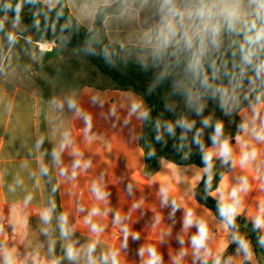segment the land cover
I'll return each instance as SVG.
<instances>
[{"label": "clouds", "instance_id": "1", "mask_svg": "<svg viewBox=\"0 0 264 264\" xmlns=\"http://www.w3.org/2000/svg\"><path fill=\"white\" fill-rule=\"evenodd\" d=\"M39 6V10L51 16L56 14L59 22L64 11L69 17L61 25L62 32L75 21L76 28L85 27L87 38L83 51L92 52L100 46L106 60L114 58L131 60L142 69L154 72L155 81L150 88L166 85L170 90L164 97V110L175 114L178 101L183 104L184 113L176 119H163L162 114L153 118L152 109L142 98L129 94L124 116L125 125L134 117L140 122H151L156 143L165 142V136L176 137L180 128L177 150L185 148L188 133L194 131L192 142L201 153L202 168L195 170L189 177L187 168L162 158L163 171L157 172L145 181L149 186L159 184L156 193L161 207L171 205L170 216L183 208L181 234L177 236L179 251L170 253L169 264H250L254 258L251 240L240 233L237 217L247 212L252 230L259 233L257 244L264 248V0H17L16 13L9 20L12 0L0 3L4 15L0 17V77L5 79L18 75L20 65L16 62V45L21 39L30 45L27 51L31 61H41L45 54L60 46L58 40L41 38L34 40L32 35L24 36L27 26L23 24L21 9L23 5ZM99 21V26H97ZM10 23V27L6 25ZM32 26L39 28V17H34ZM105 39L107 43H104ZM31 65H25L24 71ZM209 101L214 102L234 123L236 134L233 137L225 130V121L214 118L215 114L205 115ZM97 93L91 97V103L103 106ZM50 110L48 123L53 135L59 133L60 140L51 152V165L45 162V153L40 151L45 140L40 135L35 142V152H40L36 170H32L27 159L21 161L19 168L28 170L33 180L32 188L25 186V179L19 172L11 183L4 177L7 170L0 171V188L12 196L18 189L23 190L21 199L5 200L0 204V264H126L123 251L129 246V238L140 239L141 233L134 231L129 221L132 213L144 206V198L131 204L125 213L113 210L111 195L105 183L104 174L87 183L91 205H76L77 213L86 211L82 220L70 222L68 211L56 214L57 203L49 198L46 205L35 212L39 217L38 232L30 226L33 212L29 206L35 199V190L41 186L44 177H50L53 168L57 169V182L52 187L56 192L62 183L70 185L69 191L76 194L78 177L87 174L93 167L91 158H85V148L90 149L98 141L106 145L102 135L93 131V114L81 103L73 92L65 96H53L47 101ZM65 107L74 118L83 121L79 128L82 143H77L73 129L65 127ZM124 107V105H121ZM8 112L12 103L6 104ZM187 113L200 117L189 118ZM108 114L120 118L117 105L113 103ZM211 128L209 135L211 146L206 145L205 129ZM67 151L73 159L70 164L63 163ZM150 150L148 157L155 156ZM144 155V153H141ZM190 152L181 157L189 158ZM239 174L230 177L227 171L219 173L217 186L213 180L217 175L216 161ZM203 181L207 196L217 202L216 213L205 208L202 213L195 200V190ZM186 184L183 192L180 185ZM131 193L132 185H128ZM252 196V203L248 198ZM82 197L83 193H79ZM113 234L119 232L122 237L118 246L106 245L104 236L108 228L109 215ZM163 217L157 212L153 229L162 223ZM87 230V242L81 244L74 234L81 224ZM195 229L189 236V232ZM58 233V237H57ZM38 236L46 237L41 242ZM171 236V228L162 230L158 243ZM230 237V239H229ZM58 240L62 254L56 251ZM187 241V244H186ZM237 245L235 255L227 254L230 244ZM139 264H165V258L157 243H145L137 251Z\"/></svg>", "mask_w": 264, "mask_h": 264}, {"label": "crops", "instance_id": "2", "mask_svg": "<svg viewBox=\"0 0 264 264\" xmlns=\"http://www.w3.org/2000/svg\"><path fill=\"white\" fill-rule=\"evenodd\" d=\"M10 19L11 17H9ZM26 26L32 31L34 40L40 39L32 27ZM8 27H10V23L6 25V28ZM3 37L4 33L0 32V39H3ZM16 48L18 54L16 62L20 65L18 75L9 79L0 77V171L7 170L8 174L4 177L6 183H11L15 174L19 172L25 179V186L29 189L32 188L33 180L29 178L28 170H21L19 165L21 161L27 159L31 169L36 170L40 152H35L34 148L35 142L40 135L45 136L40 151L45 153V162L51 165V152L55 144L59 143L60 135L59 133L53 135L50 131L48 119L51 113L47 101L53 96L62 97L75 92L84 107L93 114V131L98 135H102L110 143L111 151L105 150L106 145L101 144L99 141L90 149L85 148V158L92 159L93 167L87 170L86 175L78 177L79 187L76 190V194H72L69 191L70 185L68 183L60 185L57 190L60 199V212L68 211L71 223L82 220V217L86 215V211L77 213L76 205L83 203L86 208L91 205L92 201L87 190V183L103 173L105 183L111 193L109 200L114 211L119 209L127 213L133 202L141 197L145 201L142 208L132 213L129 221L132 229L139 231L141 235L137 241L129 238V246L122 253L126 264H139L137 251L145 243H157L159 250L164 255L165 264H169L170 253L179 251L181 247L177 236L181 234L183 208L178 209L174 217L170 216L171 205L161 207L159 198L156 195L159 184L149 186L145 181L155 173L165 170L162 166V158L165 162L170 160L160 157L158 158V167L153 171H147L145 152L141 145L144 122L137 121L133 117L129 124L125 125L124 123L129 94L143 100L144 98L130 89L121 88L116 81L101 73L85 58L71 55L65 49L67 47L58 46L52 52L45 54L41 61L37 62L31 61L26 54L30 49L29 44L22 43L16 45ZM63 60H69L71 65L74 63L83 65L88 78L79 81L72 73L69 74L68 79L63 78V76L60 77L58 69ZM29 64L31 65L30 70L24 71L25 65ZM97 93L105 101L102 107L91 103V97ZM9 101L12 103L11 112L6 109V104ZM144 102L146 104L145 100ZM113 103L117 105V111L120 114L119 119L108 114L109 108ZM121 105H124V107H121ZM64 116L68 118L65 121V127L73 129L74 123L73 134L77 137V143L81 144L83 148L84 145L79 130V128L83 127V121L77 119L74 122V118L67 107H65ZM44 124L45 127L43 126ZM141 153H144V155H141ZM72 159L66 151L63 155V163L70 164ZM217 163L233 179L239 174V170L233 172L227 166L221 165L219 160H217ZM180 166L188 169L186 174L189 177L194 175L196 169L202 168L196 164ZM50 175L56 184L57 169L53 168ZM129 184L132 185L131 193L128 191ZM179 187L181 192H183L187 185L181 184ZM198 187L195 190V200L200 206L197 211L202 213L205 208L211 210L213 215L216 216V222H218L220 218L201 199ZM81 192L83 193L82 197L79 194ZM23 194V190L18 189L15 196H12L5 189L0 188V204L6 199H21ZM255 195L256 193L253 192L248 198L247 202L249 204L253 202L251 197ZM46 203L47 198L42 178L40 188L35 190V199L29 206L30 211L33 212L30 218V226L34 232H38L39 228V217L35 215V212L42 209ZM157 212L162 215L163 220L159 226L153 229L154 216ZM56 214L58 215L57 210ZM240 216L251 223L247 218L246 211ZM111 217L112 214L110 213L109 226L106 229L104 240L106 245L118 246L122 237H119L118 231L113 234ZM166 228H171V236L165 237L162 244L158 243L160 232ZM194 231L195 229H192L188 235L190 236ZM38 238L41 242L46 240L44 236H38ZM74 238L78 239L81 244L87 242V230L82 223L78 225ZM233 245L234 243L230 244L227 254L235 255L236 248ZM56 251L58 255L62 254L59 240ZM186 259L188 264H190L191 258L188 257ZM250 264H259L256 254Z\"/></svg>", "mask_w": 264, "mask_h": 264}, {"label": "trees", "instance_id": "3", "mask_svg": "<svg viewBox=\"0 0 264 264\" xmlns=\"http://www.w3.org/2000/svg\"><path fill=\"white\" fill-rule=\"evenodd\" d=\"M12 3H17V0H12ZM25 6H33L28 3L24 4ZM39 7L38 5H36ZM16 11H9L8 16H14ZM4 15L3 9H0V17ZM22 18H23V24H26L30 27H32L36 34L41 39H53L56 38V36L52 33L50 28L48 27L46 21L39 17V28L32 26V21L34 17H38L34 14L27 13V12H21ZM54 23L57 25V27L61 30V25L65 23V20L69 17V11L65 9L63 18L59 19V22L56 20V14L53 13L50 16ZM71 27L68 29L67 32H63L68 38H70L74 43L83 45L84 41L87 38V29L85 27H79L78 30L75 25V21L69 22ZM97 26H99V21H97ZM62 31V30H61ZM57 39V38H56ZM59 42V41H58ZM104 43H107V40L105 39ZM59 44H61L59 42ZM96 49L101 50L100 46H97ZM83 54V53H82ZM85 59L90 62L91 65L95 66L101 73L107 75L108 77L112 78L114 81L118 83V85L121 88L130 89L139 95H141L144 100L146 101V104L148 107L152 109V115L153 118H155L158 115L162 114L163 119H176L177 116L181 113L185 112V109L183 107V104L178 101V108L177 112L175 114L168 113L164 110V97L166 93L170 89H158V90H152L151 88L144 87L135 81L129 79L128 77L122 75L119 71H117L111 64H109L107 61L100 59L98 57H93L90 55L84 54ZM118 63L126 67L129 71H131L133 74L138 76L141 79L145 80H151L155 81L154 73L150 76H147L144 74V71L146 69H142L139 65L135 64L133 61L124 60L119 57L114 58ZM214 113V118L217 119H223L225 121V130L227 134H231L233 137L236 134V124L239 122V117H234L235 122L229 123V118L224 117L223 113L220 111L219 107L212 101H209L208 108L205 109V115ZM189 115V118H194L197 120V127H200V117L195 116L194 113H187ZM193 132L188 133V140L186 142L185 148L182 150H177L176 147H173L174 145H179L181 141L179 140V136L181 133V129H176V137H169L165 136V142L162 143H156L155 141V132L153 130L151 122H144L142 134H141V145L145 152V160H146V169L147 171H153L158 167V158L165 157L170 161H173L179 165H188V164H196L198 166L203 167V163L201 160V153L199 151V148L197 145H195L193 140ZM212 129L208 128L205 129L204 139L205 143L208 146H211V141L209 140V135L211 133ZM154 149L155 150V156L148 157L147 153ZM185 152H190L189 158L187 160L182 159L181 157ZM225 171L223 168L219 166V164L216 161V172L217 175L215 176L213 180V187L217 186L220 176L219 173ZM50 175V174H49ZM49 177H44V186H45V193L48 194V197L51 199H54L57 203V213H60V199L58 195V191L52 192V187L55 184V181L53 180V177L50 175ZM198 191L200 194L201 199L209 206L211 207L215 213H216V207L217 202L214 198L207 196V194L204 191V184L203 181H201L200 186L198 187ZM217 214V213H216ZM218 216V214H217ZM219 217V216H218ZM237 224L238 228L241 234L246 235L252 242V245L254 247V251L257 257V260L259 264H264V248H261L257 244V237L259 233L254 232L252 230V223L247 221L245 218H242L241 216L237 217ZM235 248L237 245L234 243L233 245Z\"/></svg>", "mask_w": 264, "mask_h": 264}, {"label": "water", "instance_id": "4", "mask_svg": "<svg viewBox=\"0 0 264 264\" xmlns=\"http://www.w3.org/2000/svg\"><path fill=\"white\" fill-rule=\"evenodd\" d=\"M5 2V0H0V3ZM16 4L17 3H12L11 6V10L10 11H17L16 9ZM21 12H27V13H31L34 14L38 17H41L42 19H44L48 25V27L50 28V30L52 31V33L56 36L57 40L64 45L65 47L74 50L76 52H80L86 55H90L93 57H98L100 59H103L105 61H107L109 64H111L117 71H119L122 75L128 77L129 79L135 81L136 83L144 86V87H148L150 88V85L153 84L154 82L151 80H145V79H141L138 76H136L135 74H133L131 71H129L126 67H124L123 65H121L120 63H118L115 59L112 60V62H109L108 60L105 59L103 53L101 50L96 49L92 52H88V51H83V45H79L74 43L70 38H68L58 27L57 25L54 23L53 19L47 14L44 13L42 11L39 10V7L37 6H25L23 5V8L21 9ZM154 72L150 73L148 70L144 71V74L147 76L152 75ZM158 89H169L166 85H163L155 90Z\"/></svg>", "mask_w": 264, "mask_h": 264}, {"label": "rangeland", "instance_id": "5", "mask_svg": "<svg viewBox=\"0 0 264 264\" xmlns=\"http://www.w3.org/2000/svg\"><path fill=\"white\" fill-rule=\"evenodd\" d=\"M11 17V16H9ZM25 25V24H24ZM26 26V25H25ZM23 35H33L32 31L27 27V31L23 33ZM22 43H25V41L23 39H21L19 41V43L17 45H20ZM61 47H65L64 45L60 44ZM67 49V51L71 54V55H76L78 57H83L85 58L84 54L80 53V52H76L74 50H71L69 48H65ZM16 52H17V48L15 49ZM136 64V63H135ZM72 73L76 76V78L79 80V81H83V80H86L88 78L87 74H86V70L85 68L83 67V65L79 64V63H74V64H70L69 63V60H63L60 64V67L58 69V74L60 75V77L63 76V78H67L68 79V76L69 74ZM45 127V124L43 125ZM46 198H47V201L49 199L48 197V194L46 193Z\"/></svg>", "mask_w": 264, "mask_h": 264}]
</instances>
